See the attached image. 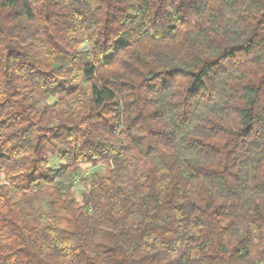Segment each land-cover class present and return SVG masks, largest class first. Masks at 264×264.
<instances>
[{
    "label": "trees",
    "instance_id": "obj_1",
    "mask_svg": "<svg viewBox=\"0 0 264 264\" xmlns=\"http://www.w3.org/2000/svg\"><path fill=\"white\" fill-rule=\"evenodd\" d=\"M0 264H264V0H0Z\"/></svg>",
    "mask_w": 264,
    "mask_h": 264
},
{
    "label": "rangeland",
    "instance_id": "obj_2",
    "mask_svg": "<svg viewBox=\"0 0 264 264\" xmlns=\"http://www.w3.org/2000/svg\"><path fill=\"white\" fill-rule=\"evenodd\" d=\"M55 102V99H50L49 100V103L50 105H53ZM51 167H60V163L57 161L56 158H51V163H50ZM107 171V168L106 166L104 165H100V166H97V167H90V166H83L81 168V177H89L91 174H93L94 172H97V173H100V174H105V172ZM82 182H80V176L79 178L77 179V183H76V186H75V193H76V196L78 198H80L82 192H83V187H82ZM47 193L46 194H43L39 197H35V196H32L31 197V200L29 202V206L32 207V208H37V209H44V210H50L51 209V206L49 205V201H50V197H47Z\"/></svg>",
    "mask_w": 264,
    "mask_h": 264
}]
</instances>
